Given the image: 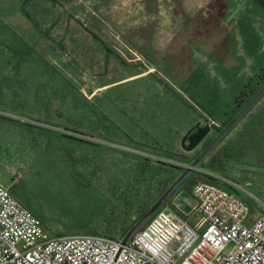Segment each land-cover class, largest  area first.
Returning a JSON list of instances; mask_svg holds the SVG:
<instances>
[{
	"label": "rangeland",
	"instance_id": "rangeland-1",
	"mask_svg": "<svg viewBox=\"0 0 264 264\" xmlns=\"http://www.w3.org/2000/svg\"><path fill=\"white\" fill-rule=\"evenodd\" d=\"M263 73L264 0H0V183L52 237L120 238L174 182L169 161L216 137L187 153L186 132L223 125ZM263 118L264 98L208 161L239 150L250 125L264 136ZM237 158L222 167L240 181L250 173L237 168L257 165L240 192L263 214L264 153Z\"/></svg>",
	"mask_w": 264,
	"mask_h": 264
},
{
	"label": "built area",
	"instance_id": "built-area-1",
	"mask_svg": "<svg viewBox=\"0 0 264 264\" xmlns=\"http://www.w3.org/2000/svg\"><path fill=\"white\" fill-rule=\"evenodd\" d=\"M127 50L132 60L117 51L144 63ZM192 196L195 223L168 212V205L123 245V239L93 234L50 236L0 183V264H264V213L211 183L196 184Z\"/></svg>",
	"mask_w": 264,
	"mask_h": 264
},
{
	"label": "water",
	"instance_id": "water-1",
	"mask_svg": "<svg viewBox=\"0 0 264 264\" xmlns=\"http://www.w3.org/2000/svg\"><path fill=\"white\" fill-rule=\"evenodd\" d=\"M264 98V85L262 88L251 98V100L237 113V115L228 123V125L216 135L213 141L196 157L193 158L191 164L174 163L183 168V173L173 182V184L165 191L163 196L158 199L143 216L132 226L124 237L122 244L125 245L132 240V238L148 223V221L163 208L175 195L179 192L182 186L188 179L195 173L203 172L202 166L206 163L210 155L221 145L222 142L234 131V129L251 113V111L259 104ZM211 124L202 126V122L197 123L192 127L183 137L181 141L182 149L187 152L195 151L201 143L211 133ZM215 154L212 158H215ZM185 193L181 192L178 195L176 202L179 206H183V198Z\"/></svg>",
	"mask_w": 264,
	"mask_h": 264
},
{
	"label": "crops",
	"instance_id": "crops-1",
	"mask_svg": "<svg viewBox=\"0 0 264 264\" xmlns=\"http://www.w3.org/2000/svg\"><path fill=\"white\" fill-rule=\"evenodd\" d=\"M141 75V74H139ZM139 75H136V76H139ZM135 77V76H134ZM264 123V122H263ZM211 124V123H210ZM216 126V125H214ZM213 126V127H214ZM219 125H217L218 127ZM256 134L258 135H254L255 136V141L253 142L252 138L248 136V134L244 131L241 133L240 136H238L236 139H237V142H240L241 143V147L239 148V150L236 148V146H233V150L234 149H237L236 150V154L232 153V152L228 155L226 154V152L224 151V149L220 152H216V155L218 156V159L216 160L219 161L217 163H214L213 165H210V162L207 161L206 163H204V165L202 166V169H203V172H198V173H195L194 174V179L191 183H200V182H206L208 183L209 182V179H213L215 180V182L217 183L216 184H213V185H216L218 187H221L223 189H226V190H233V189H242V186L240 183H254L252 182L250 179H249V176L251 175H257V165H253V164H250V166H244L242 168H237V170L235 171L236 172V176L238 179L240 178H243L245 176L244 173L248 172L250 173V175H248V177H245L246 179L245 180H240V181H235L233 179H231L229 176L226 175V170L222 167V161L224 159H226L227 157L229 158H237L238 160H242V162L244 163V159H242L245 155H251V156H259L260 154V151L264 153V136H263V132L261 131V129L258 127L256 130H255ZM185 134V133H184ZM183 134V135H184ZM253 135V134H252ZM251 135V136H252ZM250 140V141H249ZM239 143V144H240ZM195 152V151H194ZM192 159L191 156L189 155H184L183 159H180L177 157V161L174 162V161H169V163H173L172 166H175L177 168H175L176 170H178V175L177 177L182 173V167L181 166H177L175 165L174 163H182V164H190L189 160ZM246 164V163H245ZM259 168L262 167V169L264 170V163H262L261 165H258ZM258 171L260 169H257ZM177 177H175V179H177ZM192 189L191 188L190 190H187L186 188H183L182 189V192L185 193V197L183 198V206L181 208L182 212L183 213H186V217L185 219H187V216L190 215L189 217H192V216H196L194 215L193 213H191V203L189 202V199H193V196H192ZM181 192V191H179ZM179 194V193H178ZM178 196V195H177ZM174 195V197L172 198V203L170 204V207H174L177 202L175 201L176 197ZM162 197V196H161ZM160 197V198H161ZM155 203V202H154ZM176 203V204H175ZM153 205V204H152ZM178 205V204H177ZM179 206V205H178ZM151 207V206H150ZM188 217V220H190V222L193 224L195 223L193 221V219L189 218Z\"/></svg>",
	"mask_w": 264,
	"mask_h": 264
},
{
	"label": "trees",
	"instance_id": "trees-1",
	"mask_svg": "<svg viewBox=\"0 0 264 264\" xmlns=\"http://www.w3.org/2000/svg\"><path fill=\"white\" fill-rule=\"evenodd\" d=\"M263 75V78H264V73L262 74ZM259 91V90H258ZM257 91V92H258ZM256 92V93H257ZM255 93V94H256ZM254 94V95H255ZM253 95V96H254ZM252 96V97H253ZM247 97V96H246ZM251 97V98H252ZM251 98L246 102V104L251 100ZM242 99H243V97H241V102L243 103L244 101H242ZM246 104H240V108H239V110L236 112V114L234 115V116H232L228 121H226L223 125H219L218 127L217 126H214L213 127V129L216 131V135L218 134V133H220L227 125H228V123L237 115V113L246 105ZM264 119V118H263ZM262 128L263 127V124L261 123V124H258V125H250L249 127H247V130H245L244 131V133L246 132L247 134H248V136H249V138L251 137H254L255 138V136L257 135L256 134V132H255V130L257 129V128ZM253 134V135H252ZM252 135V136H251ZM255 135V136H254ZM258 136V135H257ZM250 141V140H249ZM218 159V156H216L215 158H212V159H210L209 160V162H210V165H213L214 163H217V162H219V161H217L216 162V160ZM219 160V159H218ZM189 162H190V164L193 162V159H190L189 160ZM189 180V179H188ZM208 183H213V184H216L217 185V183L215 182V180H213V179H209V182ZM230 191V190H229ZM145 212H146V210H144L143 211V214H142V216L145 214ZM136 223V222H135ZM134 223V224H135ZM132 228V226L130 227V228H127L125 231H124V233L122 234V236L120 237V238H115V237H112V236H110V235H105V234H99V233H96V232H93L94 234L93 235H101V236H105V237H108V238H112V239H124V237L126 236V234L128 233V231L130 230Z\"/></svg>",
	"mask_w": 264,
	"mask_h": 264
},
{
	"label": "flooded vegetation",
	"instance_id": "flooded-vegetation-1",
	"mask_svg": "<svg viewBox=\"0 0 264 264\" xmlns=\"http://www.w3.org/2000/svg\"><path fill=\"white\" fill-rule=\"evenodd\" d=\"M202 126H203V125H202ZM211 127H212V129H213V126H212V125H211ZM189 130H190V129H189ZM187 132H188V131H187ZM187 132H186V133H187ZM183 171H184V170H183ZM183 171H182V173H183ZM182 173H181V174H182ZM181 174H180V175H181ZM180 175H179V176H180ZM175 180H176V179H175ZM175 180H174V181H175ZM172 184H173V183H172ZM246 185H247V186L254 187V183H246ZM262 189H263V188H262ZM233 190H234V192L238 195V197H239L241 200L244 201V200L247 199L246 195L240 192L241 189H236V188H235V189H233ZM260 195L264 198V190H263V192L261 191V194H260ZM162 196H163V195H162ZM249 197H250L251 199H255V198H256L254 195H251V194H249ZM244 202H245V201H244ZM149 208H150V207H149ZM149 208H148L147 210H149ZM147 210H146V211H147Z\"/></svg>",
	"mask_w": 264,
	"mask_h": 264
}]
</instances>
